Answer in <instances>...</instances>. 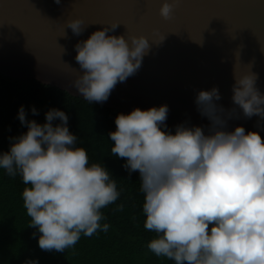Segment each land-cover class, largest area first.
Wrapping results in <instances>:
<instances>
[{
  "label": "clouds",
  "instance_id": "obj_1",
  "mask_svg": "<svg viewBox=\"0 0 264 264\" xmlns=\"http://www.w3.org/2000/svg\"><path fill=\"white\" fill-rule=\"evenodd\" d=\"M174 3L162 0L161 17H171ZM66 25L77 36L85 30L79 18ZM117 26L96 30L74 45L81 71L72 87L91 104L106 102L118 83L138 72L152 46L165 39L110 35ZM249 66L241 75L234 69L232 101L245 117L264 119V92ZM220 99L216 86L196 94L198 111L211 121L207 132L186 123L169 129V107L162 104L119 113L115 131L108 133L111 154L125 160L122 167L129 175L139 173L144 228L155 233L148 250L174 264H264V139L243 126L227 130L224 109L215 103ZM31 111L38 114L35 107ZM18 119L27 131L10 138L9 150L0 152V169L19 175L26 185L23 207L29 227L37 230L33 236L39 234L40 249L65 252L81 236L106 233L110 225L101 223L106 219L101 210L123 189L77 146L65 111L49 109L41 124L27 119L21 106Z\"/></svg>",
  "mask_w": 264,
  "mask_h": 264
},
{
  "label": "water",
  "instance_id": "obj_2",
  "mask_svg": "<svg viewBox=\"0 0 264 264\" xmlns=\"http://www.w3.org/2000/svg\"><path fill=\"white\" fill-rule=\"evenodd\" d=\"M162 0H0V73L38 80L80 96L72 81L81 71L74 45L106 26L110 35H145L153 45L138 72L118 83L101 104L130 112L167 104L166 124L211 125L195 104L200 90L219 88L215 101L227 130L243 126L264 139V119L247 118L232 101L237 75H258L264 92V0H175L172 15L159 13ZM172 2V0H170ZM79 18L74 35L66 22ZM66 33V35H65ZM202 39V43H197ZM197 41V42H195Z\"/></svg>",
  "mask_w": 264,
  "mask_h": 264
},
{
  "label": "trees",
  "instance_id": "obj_3",
  "mask_svg": "<svg viewBox=\"0 0 264 264\" xmlns=\"http://www.w3.org/2000/svg\"><path fill=\"white\" fill-rule=\"evenodd\" d=\"M23 106L27 119L45 122V113L57 108L69 117V130L77 135V146L86 149L90 163L104 165L116 180L120 198L102 209L109 230L91 237L81 236L65 252L45 251L38 245L37 230L29 227L30 217L23 207L22 192L26 185L18 175L10 177L0 169V264H24L38 259L39 264H174L156 257L148 248L155 233L144 228V194L139 173L131 175L122 167L123 158L111 154L108 133L115 131V117L121 111L101 103L92 104L79 96L38 80H21L0 73V152L9 150L10 138L27 131L18 119ZM35 107L38 114L33 115ZM58 123V121H57ZM169 129L173 130L168 126ZM123 204V210L117 206Z\"/></svg>",
  "mask_w": 264,
  "mask_h": 264
}]
</instances>
